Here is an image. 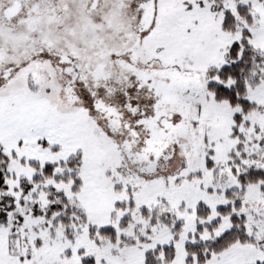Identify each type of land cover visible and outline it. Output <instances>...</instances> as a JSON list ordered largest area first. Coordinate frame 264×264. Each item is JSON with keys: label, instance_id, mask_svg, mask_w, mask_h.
I'll return each instance as SVG.
<instances>
[{"label": "rangeland", "instance_id": "374dc122", "mask_svg": "<svg viewBox=\"0 0 264 264\" xmlns=\"http://www.w3.org/2000/svg\"><path fill=\"white\" fill-rule=\"evenodd\" d=\"M213 4L159 0L157 24L143 39L150 55L178 59L209 74V92L201 100L209 105L195 117V143L188 156L168 165L165 175L132 181L118 172V161L83 118L56 121L44 106H37L54 107V98L0 92V146L9 174L0 192V264H145L146 254L160 246H173L174 255L168 263L162 254L153 256L156 263L191 264L186 246L220 239L234 228L233 216L243 221L248 242L213 255L207 264H264V184L243 187L233 171L263 167L264 0H222L221 13L212 12ZM240 6L249 7L250 21L239 16ZM225 12L239 22L237 33L222 31ZM20 37L24 53L33 51L27 37ZM45 39L51 40L48 34ZM1 41L7 40L0 33ZM235 44L242 47L237 61L242 64L230 72L227 54ZM249 48L255 54H247ZM17 87H27L25 78L20 77ZM239 98L252 108L238 128L243 141L233 136ZM241 143L245 158L235 164L230 156L240 158ZM78 154L77 179L66 181ZM0 163L6 162L0 158ZM61 163L68 167L56 166L51 176L43 173L46 166ZM55 195L63 196L70 209L80 210L85 224L67 232L56 221L60 214L51 220L34 217V207L44 211ZM230 206L231 214L222 215L220 209ZM202 207L209 215L203 219L198 217ZM216 221L217 228L206 227ZM177 227L179 233L174 232Z\"/></svg>", "mask_w": 264, "mask_h": 264}, {"label": "flooded vegetation", "instance_id": "af4514ba", "mask_svg": "<svg viewBox=\"0 0 264 264\" xmlns=\"http://www.w3.org/2000/svg\"><path fill=\"white\" fill-rule=\"evenodd\" d=\"M158 2L0 0V92L54 98V107L37 106L56 121L83 118L132 181L165 175L195 143L210 86L209 74L144 49ZM20 35L33 51L24 53ZM20 77L26 88L17 87Z\"/></svg>", "mask_w": 264, "mask_h": 264}, {"label": "trees", "instance_id": "16d2710c", "mask_svg": "<svg viewBox=\"0 0 264 264\" xmlns=\"http://www.w3.org/2000/svg\"><path fill=\"white\" fill-rule=\"evenodd\" d=\"M207 2H213V6L211 8L212 12L214 13H221L224 11V7L222 4V0H203ZM237 2H240L242 0H236ZM238 14L241 18L246 19L247 21L251 20L250 16V9L249 7L246 6H240L238 9ZM225 18L222 23V31L224 33L228 34H235L240 30V24L237 21V19L230 14L229 12H225ZM248 37V35H246ZM242 51V47L239 44H235L233 47L230 48L228 54H227V62L230 63V67L227 69L228 71H234L238 69V66L242 64V62H237L240 52ZM254 53L250 48L247 49V54ZM255 54V53H254ZM251 55V54H250ZM214 75V74H213ZM212 75V76H213ZM234 95H236L234 93ZM237 109L239 113L234 117V122H235V128H234V137L241 138L243 141V138L241 134L238 131V128L243 125L244 122V117L246 115H249L252 113V108L251 105L244 101L243 99H238L235 101ZM237 126V127H236ZM243 143H241L238 147V152L241 153L240 158L239 155H234L232 154L230 157L235 160V164H241L242 158H245L244 153H243ZM264 154V153H263ZM0 158H2L6 163L3 165V163H0V192L4 191L6 188L5 182L9 178V174L6 173V164L8 162L7 156L3 152V148L0 146ZM257 156L255 155L256 159ZM73 160L76 163H71V165L68 167L67 163H61L59 165H52V166H46L45 169L43 170V173L47 176H51V173L53 170H55L57 167L60 168H66L68 167L69 170H72V174H66V181H72L73 179H77V173L79 171L80 167V161H81V154H78ZM262 160V165L263 167L257 168V167H251L249 169L245 168L243 171H237L236 169H233V171L236 174L237 180L242 185L243 187H250V186H255L258 184H264V155ZM73 161V162H74ZM2 162V161H1ZM76 164V165H75ZM36 170L38 171V166L36 164L32 165ZM57 166V167H56ZM63 178V177H62ZM62 178L57 177V180H61ZM75 179V180H76ZM64 180V179H63ZM240 204H236V208H239ZM3 208V207H1ZM37 207H34L33 215L34 217H45L47 220L53 219V217L57 214H60V217L56 220L57 223H61L65 228L67 232H71L69 229L73 225L79 226L82 224H85L86 217L82 215L81 213L78 214L80 210H72L70 209V206H68V203L65 202V199L63 196L55 195L53 197H50V204L49 206L43 211V210H38L35 209ZM71 211H70V210ZM3 212L9 211L8 209H2ZM78 211V212H77ZM220 212L224 216H228L231 214L232 209L231 206L228 208L220 209ZM146 212H144L145 214ZM208 212H206L205 208H201L198 211V217L203 219L205 217H208ZM232 222L234 223V228L224 234L220 239L216 241H209L206 243H198L196 245H187L186 246V252L188 255V262L192 264H207L208 261H210L211 257L213 255H219L226 250H228L230 247L236 245V244H244L247 243V237L245 235V228L243 221L238 219L237 217L233 216L231 218ZM220 221H216L213 224L206 226L207 228L215 229L219 226ZM177 226H181V224H178ZM179 227H177L174 232L179 233ZM203 229L202 226L198 227V232H200ZM72 237V236H71ZM173 246L171 247H165V246H160L157 247V249L152 253H147L145 256L146 263L145 264H158L156 261L153 259V256H160L161 254L164 256L165 263H168L171 259L170 255H174L173 252Z\"/></svg>", "mask_w": 264, "mask_h": 264}]
</instances>
